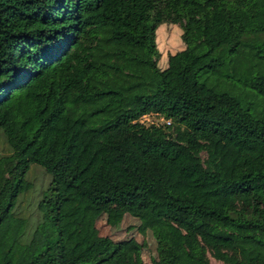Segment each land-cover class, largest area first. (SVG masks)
Masks as SVG:
<instances>
[{"label": "trees", "instance_id": "trees-1", "mask_svg": "<svg viewBox=\"0 0 264 264\" xmlns=\"http://www.w3.org/2000/svg\"><path fill=\"white\" fill-rule=\"evenodd\" d=\"M0 144V264H264V0H0Z\"/></svg>", "mask_w": 264, "mask_h": 264}, {"label": "rangeland", "instance_id": "rangeland-1", "mask_svg": "<svg viewBox=\"0 0 264 264\" xmlns=\"http://www.w3.org/2000/svg\"><path fill=\"white\" fill-rule=\"evenodd\" d=\"M181 26L179 24H162L156 30V44L158 49V65L164 67L167 63L168 56L174 54L182 48ZM145 123H159L161 119L155 116H146L141 119ZM3 147L0 144V150ZM26 179L30 180L33 185L31 192L21 194L18 197L15 211L28 215L31 220L36 218V203L40 197L41 191L50 181V176L45 174L44 170L33 165L26 175ZM96 227L101 236H108L113 240H124L135 238L141 246V258L144 263H150L151 260L157 258L156 239L153 232L145 228L138 219L124 214L115 218H108L101 215L96 221ZM211 264H222L219 261L209 257Z\"/></svg>", "mask_w": 264, "mask_h": 264}, {"label": "built area", "instance_id": "built-area-1", "mask_svg": "<svg viewBox=\"0 0 264 264\" xmlns=\"http://www.w3.org/2000/svg\"><path fill=\"white\" fill-rule=\"evenodd\" d=\"M146 116H143L142 118H145ZM142 121V120H141ZM151 123H154V122H151Z\"/></svg>", "mask_w": 264, "mask_h": 264}]
</instances>
